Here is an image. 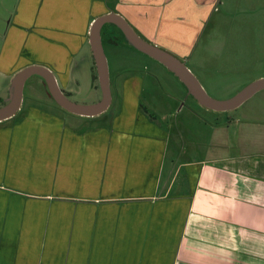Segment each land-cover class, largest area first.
Listing matches in <instances>:
<instances>
[{
    "label": "crops",
    "instance_id": "crops-1",
    "mask_svg": "<svg viewBox=\"0 0 264 264\" xmlns=\"http://www.w3.org/2000/svg\"><path fill=\"white\" fill-rule=\"evenodd\" d=\"M238 1L16 0L0 48V76L9 79L1 105L29 64L50 67L66 88L79 56L94 69L89 30L111 10L181 59L210 26L214 35L234 27L238 44L264 41V0ZM254 52L224 59L249 62L245 79L233 70L237 91L264 76ZM143 85L125 78L121 99L95 117L24 97L0 121V264H264V115L213 125L202 154L184 159L171 146L174 111L148 107Z\"/></svg>",
    "mask_w": 264,
    "mask_h": 264
},
{
    "label": "rangeland",
    "instance_id": "rangeland-1",
    "mask_svg": "<svg viewBox=\"0 0 264 264\" xmlns=\"http://www.w3.org/2000/svg\"><path fill=\"white\" fill-rule=\"evenodd\" d=\"M15 4L16 0H7L5 6H0V48L4 31L12 17ZM236 4L237 8L245 5L244 0H239ZM227 27L222 28L224 31H220V35L218 31L216 35L213 34V30H218L219 28L207 27L202 38L200 36L199 41L196 42L192 52L186 59L187 65L203 84L206 91L218 99L229 98L239 91H237L235 86L240 87V83H235L234 81L241 79V76L236 77V72L233 70H240L243 76L242 79H245L243 74H245L246 69L248 71L251 69L249 62H246V65L225 63L224 59L226 57L235 58L233 55L251 54L253 49L255 51L252 55L253 57H256L257 54L258 56H264V41L261 37L258 38L259 43L254 42L251 45L250 43L247 44L246 38L241 37L243 41L238 44L233 41L239 35L238 32L234 30V27ZM261 33L259 32L258 34ZM114 34L115 32L112 28L107 26L103 28L102 40L109 62L113 106L118 102L119 98L121 99V87L125 78L132 76L143 77L144 88L140 94L141 100L148 107L158 112H162L164 108H171L174 111L173 115L168 117L167 125L172 130L171 146L173 151L177 147L187 152L182 154V158H189L196 153L202 154L201 142H205V140L208 143L210 142L211 134L214 130L213 125L244 112L251 113V115H264V89L256 92L236 109L227 111L208 109L202 106L193 96L188 95L183 83L166 66L129 45L119 33L116 32V35ZM254 35H256V28ZM209 37L213 38L209 40ZM243 37H245L244 34ZM202 55L203 58H201ZM78 58L77 64L79 66L76 71H79V73L73 76L75 81H72V84L67 88L58 79L59 84L65 94L73 101L83 104L97 102L100 100L102 92L96 78V68L93 69V66L87 65L83 55ZM258 70H263V66L262 68L252 69L253 73L251 71L252 74L249 77L254 76ZM7 80L9 79L4 80L0 76V86L2 88L7 86ZM24 97L27 100H37V98L46 97L55 108L68 113L49 95L47 85L39 75H33L27 80L24 87ZM75 116L77 115H72L73 118ZM104 116L102 118L106 119ZM83 119L88 120L86 118ZM88 122L92 123L90 124L91 126H97L102 123L101 117Z\"/></svg>",
    "mask_w": 264,
    "mask_h": 264
},
{
    "label": "water",
    "instance_id": "water-1",
    "mask_svg": "<svg viewBox=\"0 0 264 264\" xmlns=\"http://www.w3.org/2000/svg\"><path fill=\"white\" fill-rule=\"evenodd\" d=\"M105 26L112 28L115 33L117 32L122 35L124 40L135 49L166 66L183 83L188 95L193 96L202 106L208 109L214 111L236 109L256 92L264 89L263 76L246 84L235 95L229 98L218 99L211 96L187 65L186 60L143 38L121 14L111 10L97 16L93 20L89 30L90 48L102 92L100 100L89 104L71 100L61 88L57 76L50 67L44 64L33 63L21 68L13 75L9 86V96L6 103L0 106V121L15 116L21 109L25 84L33 75H39L44 79L49 95L66 111L86 117H95L106 112L112 104L113 94L109 62L102 40V31Z\"/></svg>",
    "mask_w": 264,
    "mask_h": 264
},
{
    "label": "flooded vegetation",
    "instance_id": "flooded-vegetation-1",
    "mask_svg": "<svg viewBox=\"0 0 264 264\" xmlns=\"http://www.w3.org/2000/svg\"><path fill=\"white\" fill-rule=\"evenodd\" d=\"M183 60H186V59H183Z\"/></svg>",
    "mask_w": 264,
    "mask_h": 264
},
{
    "label": "trees",
    "instance_id": "trees-1",
    "mask_svg": "<svg viewBox=\"0 0 264 264\" xmlns=\"http://www.w3.org/2000/svg\"><path fill=\"white\" fill-rule=\"evenodd\" d=\"M96 78H97V76H96Z\"/></svg>",
    "mask_w": 264,
    "mask_h": 264
}]
</instances>
